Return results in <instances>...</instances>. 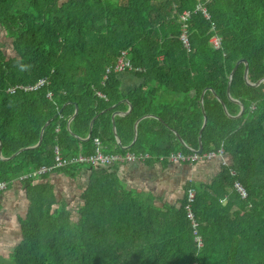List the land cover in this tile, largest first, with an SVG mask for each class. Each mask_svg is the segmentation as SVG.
Wrapping results in <instances>:
<instances>
[{
	"label": "trees",
	"instance_id": "16d2710c",
	"mask_svg": "<svg viewBox=\"0 0 264 264\" xmlns=\"http://www.w3.org/2000/svg\"><path fill=\"white\" fill-rule=\"evenodd\" d=\"M200 4L209 19L197 11ZM186 11L191 17L183 21ZM213 26L220 49L210 43ZM0 28L13 51L8 55L0 46V182L25 186L29 200L40 196L27 200L19 216L21 240L13 254L0 255V264H264V92L247 84L242 63L231 77L246 60L248 81L264 80V0H0ZM186 30L190 47L181 40ZM120 58L131 68L123 73L144 83L118 132L133 137L140 114L156 100L163 135L175 139L171 130L198 149L207 120L205 152H226L229 165L211 183L189 186L197 191L192 206L202 249L187 197L180 207H154L153 199L122 188L116 175L98 172L88 192L98 189L104 197L81 201L72 212L50 186L34 184L32 174L53 165L55 146L68 155L80 144L86 154L94 149L98 121L87 141L76 136L77 128L88 130L98 111L121 99L114 71ZM43 79L49 85L36 93L9 92ZM74 104L79 113L67 132ZM142 133L134 151H143ZM77 168L56 173L75 179Z\"/></svg>",
	"mask_w": 264,
	"mask_h": 264
},
{
	"label": "crops",
	"instance_id": "0c3cea01",
	"mask_svg": "<svg viewBox=\"0 0 264 264\" xmlns=\"http://www.w3.org/2000/svg\"><path fill=\"white\" fill-rule=\"evenodd\" d=\"M116 76L117 80L120 82L121 99L119 100V102L109 105L105 95L97 92V96L99 97L98 94H101L103 98H99L105 100L106 105L109 106H107V110L101 111H98V106H96L94 110L98 111L99 115H97L94 121L90 123L88 130H86L85 128H80L78 126L77 130L79 134H76V136L81 141H87L91 137L92 127H94L95 123L98 121L97 134L109 136L110 139L107 140L108 143L103 142L100 136L97 135V137H94V142H92V146H94L92 148L94 149H91V151L86 154L84 152L85 147L83 146V144H80L79 152L74 155H68V151H64L66 152V154H62L61 148L55 146L53 165L43 166L41 168L54 167L56 165V157L58 155L62 158H68L78 155L94 154L96 152L95 139H98L100 141L101 151L105 155L111 157H123L127 153L136 155L143 154L146 155V160H144L143 162L131 164H116L110 168L89 167L86 165L77 166L79 174L75 177V179L67 177L65 174H63V172L56 173V171L63 170L64 168L57 169L55 171L49 172L46 175L38 176L37 178H35V180L37 181L34 184H41L38 188L41 190L46 189L44 187L47 185L50 186L55 194L56 201H67V203L69 204V209L72 212H76L75 210L77 209V207L82 204L81 201H101V199L104 197L103 194L101 198V195H99L98 193V189L88 192L90 186L92 185V182H94L95 174L98 172H102L103 175V172L107 173L108 175H116L121 181L122 188L129 192L141 194L143 195L144 199H153L152 205L154 207L162 208L164 207L163 203L180 207V201H182L185 197H187L188 201L190 202V193L192 191L196 192L197 197V191L193 188L189 189L190 184L211 183V181H213V179L221 171V162L219 160L211 162L205 160L204 156L207 154L205 152V149L201 154L198 152L201 145H203V139L202 142L199 140V148L194 149L190 147L179 135L171 130L169 133H172L175 136V139L170 140L168 136L163 135L160 128V124H162V121L160 120L161 117L159 116H161V113H158L157 109V107H160L161 105H157L155 103L156 100L152 101L153 106L149 113L140 114L139 120L134 124L133 137H128V134L126 132H118V127H121V124L124 123L125 119L133 112L134 108L132 100L134 99L135 94L140 92V89L142 88L144 82L142 79L130 73H119ZM258 84V86H256L257 84H251V87H261L263 88L264 92V80H262ZM49 95L52 97V94L48 93L47 95V98L51 99V97H48ZM141 98L142 94L140 93L139 100H142ZM165 101H170V98H165ZM76 106L77 107L73 106L71 114L65 120L67 132H69L73 128L75 119L78 116L79 108L77 104ZM66 109L67 108L64 107L60 112H64ZM241 112L237 118L241 117ZM117 124H119L118 127ZM128 126L130 125L128 124ZM44 129H46V127ZM44 129L42 130L39 143L42 142L43 132L45 131ZM141 129L143 130V138L141 144L143 151H134L133 148L136 146L139 140ZM55 132L59 133L60 129H55ZM202 136L203 134L201 135L200 139L202 138ZM112 137L114 138V141L112 140ZM65 140L68 139L64 138L63 141ZM39 143L36 145V147L41 144ZM172 148H175V150L171 151ZM178 154H199L202 157V160L192 163L179 162L174 164L172 162L173 157ZM226 158L228 160L227 155ZM0 183H7L8 185L6 190L0 192V205L5 204L4 209L0 211V222L6 223L9 219L8 221H12V223H14V225L17 227L18 225H20L19 216L24 212L27 200H40V196L38 195L37 197H32L31 194V200H29V198L27 197L25 186H21V184L19 183L13 184V182L8 183L2 181ZM83 195L84 199L82 197ZM187 207L188 205L186 206L188 214ZM14 211L16 215L20 211L19 215L14 216L17 219L16 222H13ZM5 216H7V219H5ZM3 230L4 228L2 229V225H0V240L8 236V234L3 233ZM15 245L16 244L11 246L15 247Z\"/></svg>",
	"mask_w": 264,
	"mask_h": 264
},
{
	"label": "built area",
	"instance_id": "2783aa9c",
	"mask_svg": "<svg viewBox=\"0 0 264 264\" xmlns=\"http://www.w3.org/2000/svg\"><path fill=\"white\" fill-rule=\"evenodd\" d=\"M201 3L205 0H199ZM206 1H210V0H206ZM205 4H200L198 6L197 11H203L204 14L206 15L207 19L210 18V15L207 11V9L204 7ZM191 17V13L186 11L185 13H183V15L181 16V19L183 21H188ZM187 29V26H185ZM212 31L215 32V27H212ZM181 40L183 41V43H185V45L187 47H190V40H189V35H188V30L185 31V33H183V35L181 36ZM210 43L212 44V46L215 49H220L222 46V38L215 32L213 34V36L210 39ZM126 69H131L130 65L127 63V61H125V59L120 58L118 63L116 64L114 71L116 73H123L126 71ZM111 71V69L108 71V73ZM49 85V82L47 79H43L40 80L39 82H37L36 84L32 85V86H28V87H18L15 89H11L9 92L12 94L17 93L18 90L23 91L25 93H35L40 91L41 89L45 88L46 86ZM99 97L103 98V96L101 94H98ZM49 98L51 97L50 95L48 96ZM254 107H252V111H253ZM95 145H96V152L94 154L91 155H78V156H73V157H68V158H62L61 156H57L56 157V165L54 167H50V168H41L39 171L35 172L34 174H32V177L35 179L38 176H42V175H46L49 172L55 171L57 169H62V168H69V167H77V166H89V167H101V168H110L113 165L116 164H131V163H137V162H143L144 160H146V155L140 154V155H136V154H132V153H127L125 154L123 157H111L108 155L103 154V152L101 151V143L98 139H95ZM205 160H207L208 162L214 161V160H219L221 162L222 165L224 166H228L229 165V161L226 158L225 155V151L224 149H220L218 152H209L204 156ZM202 160V157L199 154H195V155H181L178 154L176 156L173 157L172 162L174 164L179 163V162H198ZM29 178H31V176L28 177H23L21 178V182L22 181H26ZM8 187L7 183H0V192L6 190ZM238 190V192H240L243 197L247 196V193L245 191V189L239 184L236 183L235 186ZM195 197H196V192L192 191L190 193V202L188 205V217L192 222L193 225V231H194V235H195V242H196V246L199 249H202L204 247V239L202 237V235L200 234L199 231V222L196 219V216L194 214V210H193V206L192 203L195 201Z\"/></svg>",
	"mask_w": 264,
	"mask_h": 264
},
{
	"label": "rangeland",
	"instance_id": "374dc122",
	"mask_svg": "<svg viewBox=\"0 0 264 264\" xmlns=\"http://www.w3.org/2000/svg\"><path fill=\"white\" fill-rule=\"evenodd\" d=\"M113 1H119V0H113ZM2 45H5L3 48L7 51L8 55H11L13 53L11 47L12 41L6 37L5 31L2 28H0V46ZM19 213H17V215H19ZM13 214H14L13 222H16L17 219L14 216L17 215L15 214V211ZM3 228H4L3 233L8 234V236L0 240V255L10 256L14 252V246L11 245L18 244L21 240V226L18 225L16 227L14 223H12V221L11 222L8 221L7 223H2V229ZM7 260H4V262H6Z\"/></svg>",
	"mask_w": 264,
	"mask_h": 264
},
{
	"label": "water",
	"instance_id": "95a60500",
	"mask_svg": "<svg viewBox=\"0 0 264 264\" xmlns=\"http://www.w3.org/2000/svg\"><path fill=\"white\" fill-rule=\"evenodd\" d=\"M241 63L244 64V66H245V79H246V82H247V84H248L249 86H252V85L249 83V81H248L249 65H248V63H247L246 60H242V61H240V62L235 66V69L233 70V72H232V74H231V77H233V76L235 75V73H236V71H237V69H238V66H239V64H241ZM258 85H259V84H257L256 86H258ZM205 94H206V92L204 93V96H203L202 102L204 101ZM228 94H230V90H229V89H228ZM74 106L77 107L76 104H74ZM242 113H243V109H242L241 115H242ZM61 114H62V112H59V114H58L56 117L60 116ZM51 122H52V121H51ZM51 122H49L48 125H49ZM207 124H208V121L206 120V123H205V127H204V129L206 128ZM48 125H47V126H48ZM47 126H46V127H47ZM44 130H45V129H44ZM203 132H204V130L202 131V134H203ZM202 134H201V135H202ZM200 141L202 142V138L200 139ZM40 143H41V142H40ZM40 143H39V144H40ZM201 144H202V143H201ZM198 152H199L200 154L204 152V146H203V145H201L200 150H199Z\"/></svg>",
	"mask_w": 264,
	"mask_h": 264
}]
</instances>
